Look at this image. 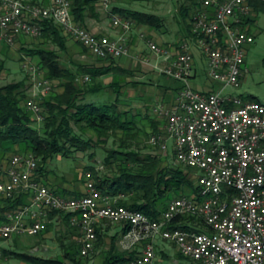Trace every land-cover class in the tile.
Here are the masks:
<instances>
[{
	"label": "built area",
	"instance_id": "2783aa9c",
	"mask_svg": "<svg viewBox=\"0 0 264 264\" xmlns=\"http://www.w3.org/2000/svg\"><path fill=\"white\" fill-rule=\"evenodd\" d=\"M114 0H101L110 12ZM191 36L175 46L159 43L147 31L138 37L147 49L134 52L135 23L114 14L113 25L122 31L116 36L101 35L78 22L72 0H0V44L14 45L22 35H43L47 20L59 24L73 41L100 58L136 56L161 75L182 82L174 101L155 107L165 118V131L153 134L150 142L162 152L172 140L175 161L195 170L198 196L172 199L159 219L142 211L117 204L103 195L94 173L86 172L87 192L81 196L57 193L38 178V159L29 152L15 154L8 179L0 180V196L17 198L28 194L30 201L0 222V240L14 235H38L48 228L50 214H70L79 227L80 255L89 256L98 241L102 221L129 224L123 244L140 245L139 255L126 264H158L156 241L160 237L178 248L188 264H264V102L246 100L242 94L227 92L242 85L247 54L255 42L246 19L255 17L249 0H197ZM206 62L216 89L192 85L196 73L195 50ZM32 86L26 106L44 120L42 100L53 90L40 76L38 66L26 59ZM89 79L88 76L85 78ZM202 220L206 226L172 227L175 221ZM192 218V219H191Z\"/></svg>",
	"mask_w": 264,
	"mask_h": 264
},
{
	"label": "trees",
	"instance_id": "16d2710c",
	"mask_svg": "<svg viewBox=\"0 0 264 264\" xmlns=\"http://www.w3.org/2000/svg\"><path fill=\"white\" fill-rule=\"evenodd\" d=\"M100 1L72 0L75 19L87 27L85 20L88 16L97 18L101 16L98 8ZM192 1L195 4L192 10L196 12L199 4L197 0ZM249 2L254 8L256 16L259 11L264 10V0H249ZM190 11V6L182 7V15L185 18L188 17ZM108 14H117L132 20L135 23V28L145 25L160 29L163 26L162 16L134 8L115 7ZM254 19H246L245 24L252 25ZM43 25L45 41L41 46L29 49L28 53L39 58V64L47 70L50 81L60 80L65 89L63 92H53L52 90L42 99L45 121L43 127L38 128L35 125L36 119L32 111L26 106L30 86L25 80L2 85V73L6 65L4 61H1L0 152L5 153L11 150L12 147H7L6 144L13 143L19 145V148L24 151L23 154L33 153L37 159L40 158L37 170L40 179L39 174L43 173L45 165L56 156H69L77 150L86 151L98 143L99 145L107 143L111 137L119 136L118 148L108 149L104 159V165L110 168L112 176L109 173L100 175L94 165H89V169L94 173L96 184L103 195H114L118 197L116 199L117 204L142 211L152 219L161 218L173 197L175 199L181 196H198L199 188L185 169L170 165L162 166V157L152 154L143 156L141 152L133 148L138 136L148 131L144 126L139 125L136 116L130 115L129 111L120 106L118 99L114 102L104 101L100 104L94 100L88 101L86 99L87 95L96 94L101 89L100 81H97L98 77L112 73L117 76L111 85L116 88L118 97L122 86L121 79H118L121 77L119 75L126 74L129 69L117 65L116 59L118 58L98 57L105 63L81 66L89 73L88 80L91 79V76L94 80L91 86L82 87L78 83L77 72L61 65V52L56 48L49 47L55 45L62 51H67V36L63 28L53 20H47ZM188 31L187 37L191 36V26ZM249 32L252 33L250 29ZM83 47L84 50L95 56L87 47ZM121 78L124 79V77ZM245 99L257 100L247 96ZM159 132V127L151 131L153 134ZM94 156L95 154H92L91 158ZM188 171L191 170L188 168ZM1 179L4 177H2L0 170ZM186 189L190 191L187 194H185ZM170 196L171 198H169ZM21 197V195L17 198L0 196V222H6L11 212L28 203H25ZM56 212L53 211L50 217ZM188 220L190 219L184 218L181 221H175L172 227L192 228L193 225L199 224L200 230L206 229L202 220L193 218V223H189ZM130 228L129 224L125 225L124 234ZM97 232L99 237L100 230L98 228ZM64 245L65 252L59 257L46 258L26 252L13 253L27 264H89V261L83 259L87 256L80 255V246L78 247L77 241H71ZM139 253L138 250H126L121 254V260L107 256L104 264H121L124 261L127 263L135 259ZM179 256V264H185L186 258L181 253Z\"/></svg>",
	"mask_w": 264,
	"mask_h": 264
},
{
	"label": "rangeland",
	"instance_id": "374dc122",
	"mask_svg": "<svg viewBox=\"0 0 264 264\" xmlns=\"http://www.w3.org/2000/svg\"><path fill=\"white\" fill-rule=\"evenodd\" d=\"M126 2L125 5L119 4V6L128 7V8H134L146 12H152L155 13L161 12V16L163 18V26L158 29L162 33L167 34L169 36V40L171 39L172 43L169 45L168 43H164L167 46H175L180 41L185 39L188 34V29L191 26V19L193 16V10L195 7V4L192 0H120ZM190 6L191 11L187 18H185L182 15V7L183 6ZM113 14H109L108 18L111 19L113 22ZM255 21L250 25L249 29L252 31V33L255 35V42L250 46L247 54V61L245 65V73L242 78V85L236 90L227 89V92H235L237 94H242L247 97L255 98L257 100H260L264 102V10H261L258 12L257 16L254 17ZM139 31V30H138ZM44 36H27L22 35L20 36L16 43L14 45H8V44H0V62H5V69L2 73V79L1 84H8L11 82H18L21 80H25L26 83L31 87V79L29 77L27 69L24 67V61L28 59L33 64L38 66L40 71V76L48 79V72L47 70L43 69L39 64V58L36 55H33L32 53H28L29 49L36 48L38 46H41L43 44ZM21 43L19 45L18 43ZM23 42V43H22ZM169 42V41H168ZM68 49L67 51H62L55 45H50L49 47L58 49L61 53L60 62L61 65L64 67H68L78 74V83L82 87H89L94 83V80L91 79L86 81V76L89 75L88 72H86L85 69H83L81 66L84 65H101L105 63V61L100 60L98 57L91 55L89 52L84 50V47L81 44H78L72 40H67ZM147 48V47H146ZM145 48V49H146ZM197 68L199 70L198 78L194 81V84L197 83H203L205 84L208 80V73L206 66L203 65L202 61H197ZM138 72V70H136ZM135 70H129L126 74H120L119 76L124 77L118 78L121 79L122 86H121V93L118 97H122L126 102L131 101L132 98L130 96V91L128 92V89L132 87H136L137 85L141 84V90L140 92H144L145 90H149L151 86L154 85L155 82L150 80L149 78H142L141 80L137 77L139 75H135ZM122 73V72H121ZM125 73V72H123ZM134 76H137V80L133 79L134 81L127 82V78H132ZM117 79V76L115 74H107L104 76L98 77L97 81H100L101 89L99 92L90 93L86 96V99L89 101L94 100L97 104L105 102H112L114 100V94H118L116 88H113L111 85L112 81L114 79ZM174 79V78H173ZM175 81L180 83V86H182V82L179 80L174 79ZM50 81V80H49ZM144 81V82H141ZM53 86V92H63L64 86L62 85L60 80H53L50 81ZM126 82V84H124ZM217 88L220 87L218 83ZM149 87V89H148ZM30 89V88H29ZM30 94V93H29ZM45 97V96H44ZM43 97V98H44ZM41 98V100L43 99ZM120 98V100H122ZM33 113V112H32ZM34 118L36 119L35 125L38 128L43 127L44 120H38L37 116L33 113ZM153 133L150 132H143L140 136H138V139L134 142V147L139 152L143 154V156H146L148 154L152 155H158L162 157L163 163L162 166L170 165L179 167L182 169H185L187 172H189V175L191 176L192 180L197 184V177L195 174V170L192 168H189L191 171H188V168L184 165H181L175 161V151L173 147V142L170 140L169 142V149L168 151H160L158 148L154 147L150 139L152 137ZM96 140H98L97 137H95ZM120 144V137L115 136L108 139L107 143H102L99 145V143L94 146L93 148H90L86 151L84 150H77L70 154L69 156H56L55 158L51 159L46 165L45 168L48 170H66L69 171L68 174H66L67 178L70 179L73 183L77 184H84V154L87 157L86 161L89 165H94L100 175H104L109 173L112 176V172L110 168L106 167L104 165V159L107 156V150L111 148H118V145ZM2 153V152H0ZM24 151H22L19 148V145H15L12 147L11 150L5 152L6 155H12V154H23ZM95 154L94 157L91 158V155ZM1 162V161H0ZM38 162L40 164V158H38ZM83 166L82 169V178L77 177L80 173L79 168ZM46 170L44 169L43 172ZM87 171H91V169H87ZM2 172V171H1ZM79 178V179H78ZM52 190H57L50 186ZM189 189H186L185 194H187ZM58 193V192H57ZM74 196V195H69ZM76 196V195H75ZM111 197L115 200L118 197H115L114 195H111ZM171 198V196L169 197ZM174 198V197H173ZM172 198V199H173ZM107 227L110 229H115L116 225L115 223L106 222ZM68 233H67V231ZM66 230H64L63 236L60 237L56 236L52 240L53 249L51 253L49 254L50 257H59L62 256L59 254V252H65L64 250V244H69L71 241H77L78 247L80 246V234L79 230L74 229V227H66ZM67 234L70 235V237H67ZM16 236V235H14ZM12 236L11 238L0 240V264H27L26 262L22 261L20 258H18L15 253L13 252H26L29 254H33L31 252L32 244L28 243V241H35L37 236L36 235H29L24 236L21 238H14ZM80 238V240H79ZM162 239L158 238L157 240ZM24 242H23V241ZM122 240H117L115 237H113L111 240L107 239L105 235L100 233L99 240L96 243V247L94 251L87 257L83 258L86 261H90L92 259H96V263L91 262L90 264H104L107 256H113L114 259L121 260V254L126 250H133L128 249L124 247V244L122 243ZM160 243H156V250L158 253V257L165 258L162 255L161 249L164 247L163 241H159ZM170 247L174 248L172 243L170 244ZM41 253V252H39ZM36 254V252H35ZM46 256V254L44 255ZM48 256V255H47ZM188 260L184 261L185 264ZM125 263L121 262V264ZM163 264H173L172 258H167L166 262H162ZM116 264V263H114Z\"/></svg>",
	"mask_w": 264,
	"mask_h": 264
},
{
	"label": "crops",
	"instance_id": "0c3cea01",
	"mask_svg": "<svg viewBox=\"0 0 264 264\" xmlns=\"http://www.w3.org/2000/svg\"><path fill=\"white\" fill-rule=\"evenodd\" d=\"M38 1L43 2L44 4H48L50 2V0H38ZM125 3L126 2L124 1L114 0L112 8L123 7V6H119V4L125 5ZM98 8L101 13V16L99 18L88 16L85 20L87 27L90 30L98 34H101V35L116 36L117 34H119L122 30L119 27H116L113 25L111 19L108 18L109 16L108 12H105L103 9H101L100 4ZM155 14L160 15L161 12L155 11ZM138 30L147 31L150 34V36L153 37L155 40H157L159 43H162V44L168 43L169 45H171L170 43H172L171 39L169 40L168 38L169 36H167V34L162 33L160 30L158 31V29L156 28L142 25L140 28L139 27L135 28L134 32L132 33V44H133L134 52H139L140 50L143 51L147 47L145 43L139 39ZM67 40H72V39L67 36ZM18 44L21 45L20 42ZM195 56H196V73L192 80V85L198 89H204V90L216 89L217 82L212 81L209 78V76L205 84L203 83L194 84V81L198 78V75H199V70L197 68V61H202L203 65L206 66V62L204 58L202 57L201 52L198 49L195 50ZM116 62H117V65H120L123 68L129 69V70H135L134 72L135 75H139L138 77L134 76L132 78H127L126 79L127 82L134 81L133 79L137 80V78L140 80L142 78H149L155 83L153 86L150 87V89L148 87L149 90L147 91L145 90L144 92H140L141 84L137 85L136 87H132L128 89V92L130 91L129 94L132 98L131 99L132 102L131 101L126 102L124 99H122V97H117V94H114L115 96L112 102L118 99L117 101H119L120 106L124 110L129 111L130 115L136 116V119L139 121V125L144 126L148 132L153 131L156 127H159V131H160L159 133L164 132L166 120L165 118H163L162 116L156 113L155 107L159 104H165V105L171 104L174 101L175 97L177 96L179 90L181 89L180 83L175 81L173 78L158 74L152 68H150L147 64H145L141 59L133 55L132 56H122L116 59ZM136 70H138V72ZM141 82H144V81H141ZM124 84H126V82ZM120 98L122 100H120ZM6 146L11 148L14 146V144L7 143ZM13 155L15 154H12V155L10 154V155L5 156V153L3 152L0 153V161H1L0 170L2 171V177H4V179L9 178L8 169L11 165V159ZM86 159L87 157L84 154V184L76 185L75 183L70 181L69 178H67L66 174H68L69 171L61 170V169L48 170L45 168L46 171L41 173V175L39 174L40 180L42 181V183L46 184L47 186L49 187L51 186L55 188L57 192L60 194L81 196L87 192V182L85 178V173L90 164L89 165L87 164ZM82 167L83 166L78 167L80 170L79 171L80 173H76L78 174L77 177L79 178H82V175H83ZM21 196H22L21 199L25 203L30 201V196L28 194H22ZM106 222L107 221H102L98 225L97 228L100 230V233L101 234L103 233L105 237L109 240H111L113 237H115V239L117 240L118 239L122 240L125 235L124 234L125 225L120 223L116 225L115 229H110L109 227H107ZM67 226L74 227V229L79 230V234L82 236V232L80 228L73 226L71 224L70 214L66 212L57 211L53 216L50 217L48 228L44 232H41L40 234L36 235L37 238L35 241H28V243L32 244L30 246H33L30 248L31 252L37 256L46 257V258L50 257L49 254L51 253L53 246H54L51 244L52 240L56 236L60 235L61 237L65 235L64 230H66ZM24 236H29V235L28 234L16 235L14 236V238L22 239ZM67 237L69 238L70 235L67 234ZM98 240H99V237H98ZM159 241H163L164 247H162L161 252H162L163 257L165 258L162 259L158 257V264H163L162 262H166L167 258H172L173 264H179L180 263V256H179L180 252L178 248L175 246V244L172 243V245L174 246V248H172L170 247L171 242L166 241L164 239H159L156 241V243H160ZM133 250L140 251L141 246L140 245L135 246ZM45 254L46 256H44ZM59 254L63 255V252H59ZM91 262L96 263V259H92L90 263Z\"/></svg>",
	"mask_w": 264,
	"mask_h": 264
}]
</instances>
